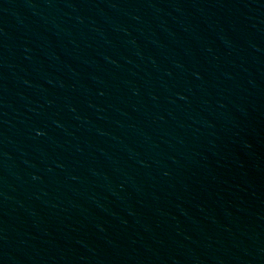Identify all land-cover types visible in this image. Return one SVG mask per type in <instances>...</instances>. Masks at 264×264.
Here are the masks:
<instances>
[{
  "label": "water",
  "instance_id": "1",
  "mask_svg": "<svg viewBox=\"0 0 264 264\" xmlns=\"http://www.w3.org/2000/svg\"><path fill=\"white\" fill-rule=\"evenodd\" d=\"M0 264H264V0H0Z\"/></svg>",
  "mask_w": 264,
  "mask_h": 264
}]
</instances>
